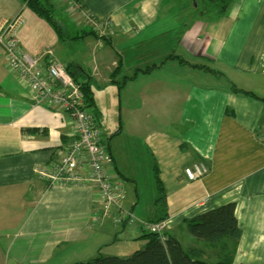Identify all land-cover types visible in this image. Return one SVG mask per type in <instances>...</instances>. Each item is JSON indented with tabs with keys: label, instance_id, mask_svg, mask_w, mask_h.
<instances>
[{
	"label": "crops",
	"instance_id": "obj_1",
	"mask_svg": "<svg viewBox=\"0 0 264 264\" xmlns=\"http://www.w3.org/2000/svg\"><path fill=\"white\" fill-rule=\"evenodd\" d=\"M77 1L91 16L109 19L118 29L135 25L145 31V39L174 40L197 60L189 63L182 53L170 50L155 54L179 64L166 68V60L144 72L148 77L157 75L143 87L141 112L139 107L127 112L131 133L142 137V164L148 175L144 188L153 198L146 221L154 219L155 167L170 215L169 233L184 248L201 243L185 231L184 218L233 202L241 230L234 262L264 264V0H235L221 15L207 13V0ZM40 2L51 8L55 25L24 0H0V23L22 16L18 45L39 56L44 65L73 63L78 67L77 81L87 82L92 91L93 73L76 60L78 53H85V40L91 35L107 36L112 42L115 35L91 32L67 14L63 0ZM207 61L231 68L224 84H205L225 75L207 66ZM185 69L194 74L193 82L181 79ZM198 71H204L205 83L198 81ZM93 102L89 109L100 126ZM74 137L69 116L33 100V91L9 67L0 44V264H72L101 252L100 237L106 230L101 228L102 218L90 223L100 208L96 190L86 185L50 186L36 174L38 166L58 161ZM106 145L112 174L123 182L117 147ZM198 160L206 162L208 171L189 179L184 168ZM125 183L128 191L138 186L135 175ZM137 199L135 207L126 210L135 219L119 223L120 228L113 226L111 242L120 240L126 245L124 252L137 250V240L145 245L140 237L142 219L134 215ZM136 210L139 217L143 215L144 208ZM95 227L101 233L95 234Z\"/></svg>",
	"mask_w": 264,
	"mask_h": 264
},
{
	"label": "rangeland",
	"instance_id": "obj_2",
	"mask_svg": "<svg viewBox=\"0 0 264 264\" xmlns=\"http://www.w3.org/2000/svg\"><path fill=\"white\" fill-rule=\"evenodd\" d=\"M66 6L67 14H69V16L75 21L85 23L90 28L91 32L95 34L115 35L114 42H112V39L110 41V38L106 39L105 37L107 36L104 38L99 35L89 36L85 40V53H78L80 58H77L76 60L80 62L87 73H93L90 85L98 107L97 115L101 130L103 131L102 138L110 148H112V146L117 147V165L119 169H122V171L120 169L121 174L123 175L122 181L127 184L128 179H131L135 175V179L138 182L137 188L133 187V190L131 191H128L126 187L123 186L122 182L124 193L122 206L125 210H130L131 207H135L136 204L134 205V203H136V198H138L137 201L139 200V203L136 208L140 209V207H142L144 208V212L140 218L137 215V210L135 208L134 215L139 219L146 221L151 214L150 204L153 201V198L151 200V194H149L148 190L144 188L148 183V175L145 165L142 164L144 159L142 137L131 133L132 124L127 121V112L138 107L141 112V107L143 105V87L146 83H149L151 80L153 81L154 75H157L153 74L148 77L149 75H145L143 70L149 66L158 67L168 59H162L161 56L157 57L155 54L165 53L170 50L173 54L182 53L185 57L184 59L189 63H194L197 60L196 58L189 56L187 53H183L174 40L169 42L166 40H160L157 37L148 40L143 37V32H145L143 29L137 28L135 25H132L130 30L118 29L113 25V21L109 19L99 20L93 16H91V20L81 19L77 17L78 15L73 13L74 10L72 11L67 4ZM177 61H179V59H177ZM199 62L202 63V61ZM175 64L179 63H173L167 60L165 66L166 68L168 66L174 67L176 66ZM205 64L209 67L223 71L225 75L214 82L208 81L205 83L207 78L204 75L205 73H203L204 71H198L199 73L196 76L200 83L213 86L216 84H224L227 81L226 78L228 77V74L232 72H229V70H231L230 67L221 62L207 61ZM186 70L188 69H185L181 73V79L184 83L193 82L194 74H192L191 71ZM67 132L69 133L68 129ZM173 132L174 134H177V131L173 130ZM133 136H136L138 139H133ZM134 140L137 141V144L134 143ZM56 141L57 145H60L61 140L59 137H57ZM56 149L59 154V147ZM129 168L132 169V177L129 176ZM115 211L116 210L109 214H105L104 217H101L102 219L100 218L103 225L101 228L106 229L105 232H102L100 237V241L103 243L100 253L102 255L126 256L127 254L132 253L128 251L124 252L126 247L124 249H122V247L126 245L121 244V242H119L120 240H116L115 243L111 242L113 237L112 232L114 230L113 226L116 225L118 228L121 227L119 223L115 222ZM95 217L96 216L92 218L90 222L91 224H96L94 223ZM99 222L100 220L98 223ZM136 223L138 222H135L134 224L136 225ZM169 229L170 228H167L166 231L170 232ZM92 231L95 234L101 233L99 232L98 227H95ZM121 232L122 229H119L117 235ZM114 236H116V234H114ZM143 240L145 241V239ZM117 242H119L118 246ZM135 242L137 243V250L143 248V246H141L143 245V242L140 240Z\"/></svg>",
	"mask_w": 264,
	"mask_h": 264
},
{
	"label": "built area",
	"instance_id": "obj_3",
	"mask_svg": "<svg viewBox=\"0 0 264 264\" xmlns=\"http://www.w3.org/2000/svg\"><path fill=\"white\" fill-rule=\"evenodd\" d=\"M78 18L91 20L90 12L77 0H63ZM22 16L0 23V44L9 67L19 72L33 91L35 102L43 101L56 113L69 116L74 139L65 146L58 161L38 166L36 174L50 186H91L96 190L100 208L95 222L113 212L116 223L132 221V213L121 208L124 197L120 178L114 177L109 165V153L103 144L102 131L94 113L84 104L81 85L61 64L44 65L41 58L22 49L16 31ZM208 171L205 161L192 162L184 168L189 179H197ZM145 228L162 234L170 218L149 222L140 221ZM164 239V236L161 237Z\"/></svg>",
	"mask_w": 264,
	"mask_h": 264
},
{
	"label": "trees",
	"instance_id": "obj_4",
	"mask_svg": "<svg viewBox=\"0 0 264 264\" xmlns=\"http://www.w3.org/2000/svg\"><path fill=\"white\" fill-rule=\"evenodd\" d=\"M207 1L209 3L207 13L221 15L227 11L229 6L233 5L235 0ZM24 2L37 15L44 17L55 25L49 5L42 4L40 0H24ZM65 68L73 79L81 85L85 107L91 108L94 105L93 93L87 82L77 81L75 73L78 67L73 63H68ZM152 68L154 66H149L143 72L153 70ZM103 144L108 151L104 141ZM153 175L155 209L154 219L149 220V222H156L170 217L166 209L164 188L155 167ZM234 209V203L227 202L182 220L185 231L195 240L201 242L198 246L184 248L177 237L166 231L167 229L162 234H158L141 224L143 234L140 237L145 239V245L142 249L135 250L126 256L98 253L85 261H76L72 264H251L234 262V244L237 243L241 235ZM162 236H164V239H161ZM207 259L214 261L210 263Z\"/></svg>",
	"mask_w": 264,
	"mask_h": 264
},
{
	"label": "water",
	"instance_id": "obj_5",
	"mask_svg": "<svg viewBox=\"0 0 264 264\" xmlns=\"http://www.w3.org/2000/svg\"><path fill=\"white\" fill-rule=\"evenodd\" d=\"M151 219V218H150Z\"/></svg>",
	"mask_w": 264,
	"mask_h": 264
}]
</instances>
